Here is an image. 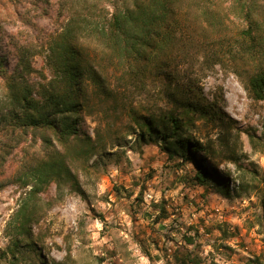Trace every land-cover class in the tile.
Here are the masks:
<instances>
[{
	"label": "rangeland",
	"instance_id": "rangeland-1",
	"mask_svg": "<svg viewBox=\"0 0 264 264\" xmlns=\"http://www.w3.org/2000/svg\"><path fill=\"white\" fill-rule=\"evenodd\" d=\"M39 1L41 11L35 0H0V53L8 72L20 48L30 63L22 76L0 78V179L6 180L0 189V264H180L185 249L196 253L199 264H264V100L252 96L239 75L264 68V0H242L244 8L257 4L250 48L241 41L248 23L233 0H183L182 33L150 60L131 61L139 69L134 73L116 54L109 59L97 36L79 35L118 96L102 102L92 97L80 127L91 138L99 133L100 147L72 164L75 183L54 180L32 195L38 217L23 239L15 211L33 180L21 167H37L49 148L38 131L23 133L13 112L24 92L36 98L38 82L52 78L47 40L61 31L70 10L88 20L112 10L107 0ZM213 51L220 61L204 65V54ZM167 71L184 97L210 101L222 116L189 113L195 120L187 132L216 158L197 154L210 170L208 185L194 180L193 161H182L173 147L136 139L132 114L181 109L180 93L176 100L172 87L166 89ZM224 137L233 155L222 145ZM54 148L63 152L55 142Z\"/></svg>",
	"mask_w": 264,
	"mask_h": 264
},
{
	"label": "trees",
	"instance_id": "trees-1",
	"mask_svg": "<svg viewBox=\"0 0 264 264\" xmlns=\"http://www.w3.org/2000/svg\"><path fill=\"white\" fill-rule=\"evenodd\" d=\"M107 1L112 10L109 12L104 10L102 14H99L100 19L96 20L80 17L79 13L70 10L71 16L68 17L61 31L55 36L50 34L47 40L46 63L52 70V78L45 82H38L36 98L31 95L30 90L24 93L22 91L18 110L13 112L17 127L23 133L29 129L38 131L49 148L47 157L39 161L36 164L37 167H32L33 169L26 165L21 167V172L28 171L27 178L33 180L31 188L15 211L18 217L19 234L23 235V239L30 238L31 224L38 217L32 195H36L42 187H47L54 180L57 182L70 180L71 183H75L76 177L72 164L83 158L88 159L96 154L100 147L99 133L96 138H91L80 127L83 115L91 111L92 97H97L98 101L102 102L108 98L115 101L118 96L104 68L96 64L79 44V35L97 36L105 49L110 51H108V58L111 59L116 54L120 61L126 62V71L134 73L139 69L131 61L137 63L150 60L152 54L163 49L166 43L175 42L176 33H182L178 17L179 15L184 17V13L181 12L183 0ZM233 3L244 13L248 23L241 32L242 44H246L247 48L253 47L256 39L252 30L256 26L254 15L257 4L251 2L252 4L244 8L246 4L242 0H233ZM33 4L38 11L44 9L42 1L35 0ZM95 6L100 5L95 4ZM23 17L25 18V14ZM16 55L17 60L13 69L8 72L6 56L0 53V78L7 79L14 73L22 76L27 71L30 64L27 59V50L20 48ZM220 58L219 54L213 51L205 53L202 62L208 66L219 62ZM239 75L252 96L264 100V68L260 66L246 77ZM165 76L168 80L166 89L169 87L173 89L169 90V95L176 100H178V92L182 96L179 100L181 109L157 115L148 114L140 118L132 114L131 117L139 131L136 139L140 145L160 143L163 149L173 147L175 152L181 153L182 161H193L196 166L194 180L201 185H208L212 180L210 170L204 162H201L204 160L203 156L197 154L201 152L208 158L213 160L216 158L208 145L187 132L189 124L195 120V117L189 116V113H196L198 117L210 116L212 119H221L222 116L212 102L184 97V91L178 89L177 78L171 71H167ZM54 142L63 148V152L54 148ZM222 145L233 155V147L227 141V137L222 139ZM169 155H172V152ZM5 184L6 180L0 179V189ZM18 247L15 244V248ZM12 254L15 255L14 252ZM36 254L40 256V250ZM199 263L196 253L185 249L180 264Z\"/></svg>",
	"mask_w": 264,
	"mask_h": 264
}]
</instances>
